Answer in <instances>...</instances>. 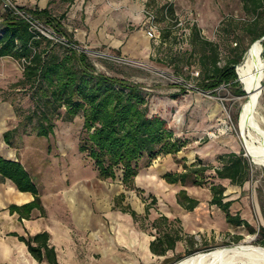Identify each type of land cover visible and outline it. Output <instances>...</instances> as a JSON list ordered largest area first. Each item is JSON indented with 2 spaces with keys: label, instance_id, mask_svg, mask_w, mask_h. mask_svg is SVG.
I'll list each match as a JSON object with an SVG mask.
<instances>
[{
  "label": "trees",
  "instance_id": "obj_1",
  "mask_svg": "<svg viewBox=\"0 0 264 264\" xmlns=\"http://www.w3.org/2000/svg\"><path fill=\"white\" fill-rule=\"evenodd\" d=\"M62 1L71 4L74 2ZM240 1L245 15L251 18L242 29L249 33L251 43H254L264 37V0ZM155 4L156 0H148L146 7L150 9ZM20 9L33 13L41 22L75 41L63 24L66 12L57 16L47 8L31 10L20 7ZM157 9L158 20L165 23L160 29L158 51L164 47L170 49L164 57L170 59L169 65L176 75L182 76L184 69L188 67L187 79L193 80L200 91L215 94L221 86L233 85L237 88L236 96H245L238 82L236 66L241 63L247 49L241 50L233 58H228L224 65L220 66L222 59L219 43L207 39L202 35L198 25L193 24L185 40H182L186 41L189 49L182 50L177 47L183 36L179 34L181 28L176 27L178 18L174 7L164 5L157 6ZM224 25L225 22L222 21L220 23L222 31L225 30ZM2 26L0 59L9 57L22 66V79L13 86L29 92L34 104L31 113L24 116L21 109L16 108L17 116L23 118L18 127L4 133L6 144L13 147V139L18 135L21 126L25 129L31 126L37 137L49 138L54 134L57 120L72 122L82 115L79 151L88 155L98 171L99 179L114 181L118 172H121L124 192L113 199L112 208L130 214L135 222L142 224L143 231H147L144 225L146 226L149 220L151 210L158 211L157 198L152 195L149 197L153 206L145 204L146 199L142 198L145 202L142 216L130 204L124 203L128 198L127 192L144 193L136 185V178L143 168L140 162L144 159H147L144 167L151 166L157 157L166 155H172L176 163L182 164V172L164 175L163 178L169 184L203 186L207 183L206 174L209 171H214L216 178L229 180L231 185L238 187H244L253 180L254 165L243 150L239 153L219 154L218 166L205 165L199 158L198 163L191 165L179 159L177 155L186 142L175 136L167 119L149 112L147 95L139 84L97 72L85 54L53 44L34 32L13 10H7ZM262 43L264 45V41ZM158 55L157 53V58L162 61L163 58ZM156 59L153 54L151 60ZM193 67L199 73L197 76L191 75L194 73L190 71ZM179 87L182 93H186V88L181 85ZM7 181H11L20 192L30 193L34 197L31 202L21 206L9 205L7 210L10 215L18 214L19 221L22 222L30 220L34 210L45 214L38 186L24 165L20 161L9 160L0 153V182ZM226 191L227 188L222 184H211V204L218 206L225 213L226 220L231 226L244 227L249 234L258 235L260 237L258 244L264 247V226L255 228L239 213L234 215L231 212L234 202L225 201ZM178 202L188 211H193L199 205L198 201L188 196L186 190L180 191ZM150 228V235L155 236V240L150 244V250L157 256H165L169 251L175 250L176 243L184 239L177 224L164 215L151 222ZM9 235L17 237L24 243L39 264L45 261L48 264H59L57 252L50 245L51 236L48 232L27 236L11 232ZM241 239L242 236L236 238L238 241ZM193 247L194 240L189 237L186 251L176 254L172 259L178 262L199 251Z\"/></svg>",
  "mask_w": 264,
  "mask_h": 264
},
{
  "label": "rangeland",
  "instance_id": "obj_2",
  "mask_svg": "<svg viewBox=\"0 0 264 264\" xmlns=\"http://www.w3.org/2000/svg\"><path fill=\"white\" fill-rule=\"evenodd\" d=\"M146 1L106 0L107 5L113 7L117 18H120L119 14L121 9H123L122 7H125V2H128L126 7L129 10L130 21L126 24L123 23L119 27L125 29L129 35L127 39L132 37V35H136L135 37L138 36L142 39L148 37L152 41L154 58H157L158 53V56L163 58L162 61L159 58L151 60V58L140 59L124 53L122 55L120 51H111L104 46L92 47L77 43L82 47L105 51L123 60V62H113L107 59L89 57L97 72L139 84L142 91L147 95L149 112L151 114H159L167 119L174 131L188 133L189 162L196 160V163H198L199 158L205 165L213 164L218 166L217 157L220 154L219 152L223 149L232 151L229 146L230 143L226 139L228 137L235 140L238 152L243 150L247 156V151L237 130L238 116L243 102L242 97L235 95L237 88L233 85H223L215 94L200 91L196 88L193 80L187 79L188 67L184 69L182 76L176 75L169 65L170 59L164 57L170 52V49L164 47L158 51L160 41L150 39L148 36V31L152 25L157 26L159 29L165 26V23L158 20L157 6L172 5L175 9L178 22L183 24L179 26L181 28L179 34H182L183 39H181L177 47L182 50L189 49L186 41L182 40H185L186 33L189 34L191 26L197 24L203 36L219 43L221 48V63H223L228 58H233L239 54L241 50L248 49L252 44L249 33L242 29L251 18L246 16L242 10L241 1L156 0L155 6L150 9L145 6ZM5 3V0H0V37L3 34L2 24L8 10L5 7ZM70 7L67 4L56 2L52 8V12L56 15H61L63 12L69 11ZM140 18H142L141 22L138 21ZM222 21L225 22V30L223 31L220 29ZM42 23L49 26L45 22ZM51 28L54 29L53 27ZM55 31L58 32L57 30ZM97 35L98 37L100 35L103 36V31L97 32ZM127 39L125 43L129 41ZM190 71L194 72L191 73L192 76L199 74L195 67L190 69ZM22 76L23 68L17 61L9 57L0 59V151L3 149V146L5 148L8 146L7 150L14 152L13 159H17L24 165L38 186L43 205L47 211L52 212L55 207L51 204V195L63 192V188L65 190L72 189L76 181L75 174L79 171V167L92 166L93 162L88 155L79 152L80 134L83 126L82 115L76 117L72 122L57 120L54 134L49 138L38 139L39 137L32 132L31 126L26 129L24 126H21L18 135L13 139V147L6 144L4 133L18 127L23 118L17 116L16 108L21 109L23 116L31 113L34 108V104L29 97L30 93L25 92L20 87L13 86L22 79ZM238 82L242 87L239 80ZM179 85L186 88V93H182ZM177 95L179 96L175 97ZM181 136L183 137L180 138L185 139V135ZM247 157L250 159L249 156ZM159 159L157 157L153 160L152 165ZM140 164L143 167L142 171L148 169V167H144L147 164V159L142 160ZM206 176L208 177L207 183L203 186L195 187L192 191L202 198L211 193V184H223L221 180L215 177L214 171L207 172ZM107 182L113 185L115 191L119 188V194H115L113 199L124 192L121 172H118L116 180H107ZM9 184V181L5 183L0 182V189L5 188ZM224 184L227 187L229 195L232 197L239 195V201L232 207V213L240 212L241 216L248 220L255 228L264 225V218L262 217V213L264 214V168L254 165L253 180L247 184L246 191H242V193L237 191L232 194L231 192L235 188L228 181H225ZM136 185L144 193L127 192L128 198L124 204H130L142 216L145 204H151L149 194L156 196L165 190L164 185H161V183L141 184L140 182L136 183ZM63 196L61 195L59 199L63 201H59L60 205L58 208L66 210L67 214L70 215V211L74 210L76 205L67 201ZM95 197L91 202L93 209L98 211ZM142 198H145L147 203ZM1 199L0 264H39L28 252L27 246L24 243L20 242L17 237L9 235V233L14 232L16 229H21L22 226L18 224L17 219L13 215H10L7 210L13 202ZM113 199L110 204L112 211L122 213L120 210L112 208ZM75 200L77 206L82 203V198L80 197H77ZM156 207L158 208V200ZM122 214L132 220L129 229L124 233L127 237L126 241H124L125 237L120 239V233L116 224L109 218L105 219L103 227L99 224L89 225L90 229L84 230L83 234L78 233L76 225H71L76 243L73 251L77 254L78 264H157L155 258L152 260L146 257L143 258L139 249L135 246L137 233L141 235V232H144L146 235H150V224L157 216L156 210H151L149 220L146 222L147 224L145 223L146 226L144 225L147 231H143L141 229L142 224L135 222L130 214ZM36 216L37 218L34 220L45 217L46 213L43 215L41 212H37ZM41 224L43 223H37L36 225L39 226ZM32 229L33 227H29V230ZM232 231L234 234L227 233L224 239L214 246H209V244L205 243L204 237L200 236L198 240L202 244L196 247L195 244L199 241L193 239V249L199 250L195 254L223 247L236 246L241 243H249L262 247L258 244L260 237L249 234L246 228H235ZM20 234L27 236L30 232L25 228V232H21ZM237 236H242V239L236 240ZM180 261L176 262L175 259H171L166 262L164 261L162 264H177ZM41 264L48 263L45 261Z\"/></svg>",
  "mask_w": 264,
  "mask_h": 264
},
{
  "label": "crops",
  "instance_id": "obj_3",
  "mask_svg": "<svg viewBox=\"0 0 264 264\" xmlns=\"http://www.w3.org/2000/svg\"><path fill=\"white\" fill-rule=\"evenodd\" d=\"M10 1L21 8H29L31 10H35L36 8H47L51 12L56 2L67 4L71 7L69 11H65L66 17L63 21V24L66 31L72 35L73 39L79 44H85L92 47L104 46L108 50H117L120 51L122 55L129 54L140 59L151 58V56L154 54V48L151 40L147 39V37H144V39L138 36L135 37L136 35H132V37L127 39L129 35L126 33L125 29L119 27L122 26L123 23L126 24L128 21H130L129 10L128 7H126L128 2H125V7H122L124 10L121 9L119 14L120 18H117V15L115 16L114 14L113 7L108 6L106 0H74L72 4L62 0H53V2L52 0ZM147 2L148 0L146 3ZM138 21L141 22L142 18H140ZM100 31H103V36L100 35V37H98L97 32L100 33ZM126 39L129 40L127 43H125ZM174 132L177 138L183 137L181 135H185V139H181H183V141L185 140L184 142H186V145L179 152L177 157L179 159L185 160L186 164L188 165L195 163L196 160L192 161L190 159L191 161L189 162L188 159V133L177 131ZM226 139L227 142L230 143L229 146L232 151L223 149L219 153H239L235 140L229 137ZM2 148L3 149L1 151H3L4 154L1 153V151L0 153L5 158L18 161L17 159H13L14 155L9 156L6 153L8 146L6 149L4 146ZM159 158L160 159L154 162L153 165L151 164L148 169L140 171L136 178V183H161V185H164L165 191L160 192V194L155 196L158 200L159 209L156 211L157 216L154 218V220L160 215L168 217L171 221H174L177 224L178 228L181 230V234L184 236V239L176 243L175 250L169 251L165 256H157L154 255L150 250V244L153 240H155V236L146 235L144 232H141V235L137 233V242L135 243V246L139 249L143 258L146 257L149 260L155 258L157 264H162L165 260L172 259L176 254L184 253L187 249V239L189 237L199 241L198 238L203 236L205 243L209 244V246H214L221 242L227 233L234 234L232 229L234 230L235 228H240L228 224L225 213L218 206L211 204V193L202 198L192 192L196 186L191 184H186L185 186L182 184H169L163 178L164 175L167 173L182 172L183 166L182 164L176 163L172 155H166L162 157L160 156ZM75 180L76 181L72 189L65 190L63 188V192H58L55 195H51V204L55 208L52 210V212H50L47 211L43 205L46 213L45 217L34 220L37 218L36 213L40 212L38 210H34L32 212L31 219L23 220V223H21L19 221V215H13V217L17 219L18 224L22 226L21 229H16L14 232L20 234L21 232H25L26 228L31 235L42 232H48L50 234V245L54 247L57 252L59 264H78L77 254L73 251L76 247V243L71 225H76V229L79 231L78 233L83 234L85 232L84 230L87 231L90 229L89 225L99 224L101 227H103V222H105L106 218H109L114 222V220H116L118 217H121L126 222L125 227L120 228V230L118 225L115 222L114 223L116 224V227L120 233V239L125 237L124 241H126L127 237L124 233H126V231L129 229L130 222L132 221L128 216L126 217L122 213H116L112 211L110 204L114 195L119 194V188L115 191L112 184L99 179L98 171L94 164L92 166L79 167V171L75 174ZM225 181L230 183L229 180H221V183L224 184ZM248 183H246L244 187L232 185V187L235 189L231 193L234 194L237 191L242 193V191H246V186ZM181 190H186L190 198L199 202V205L193 211H188L179 204L178 194ZM24 194L31 196L27 203L34 199L32 194ZM61 195H64L63 197H65L67 201L73 203V205H76V208L70 211V215L67 214L66 210H61L58 208L60 205L59 201H63L59 200ZM225 195V201L234 202L231 206L232 212V207L236 202L239 201V195L232 197L229 195V193H227V191ZM94 196H96L95 200L97 203V208L99 209H97L98 211L93 209V204L91 202L92 199H94ZM149 196L151 195L149 194ZM77 197L82 198V203L78 206L75 203V199ZM237 213L241 215L240 212ZM262 217L264 218L263 213ZM243 219L246 220L245 218ZM41 222L43 224L39 226L36 225L37 223ZM29 227H33V229L29 230ZM153 233L155 234V231ZM199 242L195 244L196 247L202 244V242Z\"/></svg>",
  "mask_w": 264,
  "mask_h": 264
},
{
  "label": "bare ground",
  "instance_id": "obj_4",
  "mask_svg": "<svg viewBox=\"0 0 264 264\" xmlns=\"http://www.w3.org/2000/svg\"><path fill=\"white\" fill-rule=\"evenodd\" d=\"M237 74L245 92V96H242L237 130L251 162L264 168V45L262 41L257 40L249 46L245 60L237 66ZM6 153L9 156L14 155V152L9 150ZM9 182L8 186L0 189V199L19 205L27 203L31 196L20 192L11 181ZM114 222L119 229L126 226V222L121 217ZM177 264H264V247L241 243L197 253Z\"/></svg>",
  "mask_w": 264,
  "mask_h": 264
},
{
  "label": "built area",
  "instance_id": "obj_5",
  "mask_svg": "<svg viewBox=\"0 0 264 264\" xmlns=\"http://www.w3.org/2000/svg\"><path fill=\"white\" fill-rule=\"evenodd\" d=\"M5 7L10 10H13L16 15L23 18L31 27L34 32L38 33L39 35L45 37L46 39L50 40L53 44L60 45L72 50L77 51L78 53L85 54L88 58L93 57L97 59H107L113 62H123L121 58L113 56L105 51L93 50L92 48L82 47L75 41L70 40L67 36L59 34L51 27L43 24L33 13L20 9L18 6L13 4L10 0H5ZM151 17L155 19L153 15L150 14ZM183 25L176 20V27ZM188 33L185 34L187 36ZM148 36L150 39L159 40L161 32L157 26L152 25L148 31ZM225 62L220 63L219 65H224ZM237 69V68H236Z\"/></svg>",
  "mask_w": 264,
  "mask_h": 264
},
{
  "label": "water",
  "instance_id": "obj_6",
  "mask_svg": "<svg viewBox=\"0 0 264 264\" xmlns=\"http://www.w3.org/2000/svg\"><path fill=\"white\" fill-rule=\"evenodd\" d=\"M259 41H264V37L263 38H261V39H259ZM245 60V55H244V57H243V59H242V62ZM238 66V65H237ZM237 66H236V68H237ZM246 155V154H245Z\"/></svg>",
  "mask_w": 264,
  "mask_h": 264
}]
</instances>
